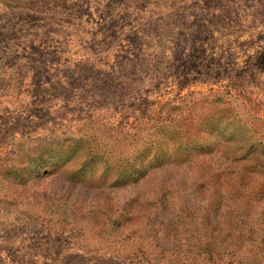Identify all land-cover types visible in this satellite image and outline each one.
Returning <instances> with one entry per match:
<instances>
[{
	"label": "rangeland",
	"instance_id": "374dc122",
	"mask_svg": "<svg viewBox=\"0 0 264 264\" xmlns=\"http://www.w3.org/2000/svg\"><path fill=\"white\" fill-rule=\"evenodd\" d=\"M264 264V0H0V264Z\"/></svg>",
	"mask_w": 264,
	"mask_h": 264
},
{
	"label": "trees",
	"instance_id": "16d2710c",
	"mask_svg": "<svg viewBox=\"0 0 264 264\" xmlns=\"http://www.w3.org/2000/svg\"><path fill=\"white\" fill-rule=\"evenodd\" d=\"M89 263H91V264H111L113 262H112V259L101 258V259H96L95 261L90 260Z\"/></svg>",
	"mask_w": 264,
	"mask_h": 264
}]
</instances>
